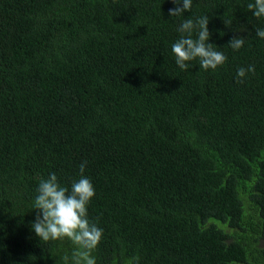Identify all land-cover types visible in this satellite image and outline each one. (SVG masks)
<instances>
[{"label": "trees", "instance_id": "obj_1", "mask_svg": "<svg viewBox=\"0 0 264 264\" xmlns=\"http://www.w3.org/2000/svg\"><path fill=\"white\" fill-rule=\"evenodd\" d=\"M246 4L193 0L227 59L184 71L171 0H0V264H72L30 222L39 180L70 185L84 160L97 264H264V22Z\"/></svg>", "mask_w": 264, "mask_h": 264}, {"label": "clouds", "instance_id": "obj_2", "mask_svg": "<svg viewBox=\"0 0 264 264\" xmlns=\"http://www.w3.org/2000/svg\"><path fill=\"white\" fill-rule=\"evenodd\" d=\"M171 3L174 7L169 10L170 17L180 20L176 29L178 38L171 45L178 68L188 71L199 65L200 69L208 71L221 67L227 57L219 50L221 47L211 42L210 17L199 15L194 18L192 14L185 17L186 12H192L193 0H171ZM246 7L258 23L264 22V0H247ZM255 37L264 40V24L255 27ZM245 41L243 37L233 36L227 46L238 51ZM253 72L254 65L237 68V81L242 83ZM87 163L84 160L79 164L78 178L70 185L61 183L55 172L39 180L34 200L35 216L30 222L31 232L39 242L70 240L74 245L72 264H97L92 252L104 231L89 219L88 207L95 196V187L85 174Z\"/></svg>", "mask_w": 264, "mask_h": 264}, {"label": "rangeland", "instance_id": "obj_3", "mask_svg": "<svg viewBox=\"0 0 264 264\" xmlns=\"http://www.w3.org/2000/svg\"><path fill=\"white\" fill-rule=\"evenodd\" d=\"M41 21H42V20H41ZM42 26H43V23H42V24H41V23H38V24H37V27H38V28H41ZM32 41H33V43L36 42L35 39H33Z\"/></svg>", "mask_w": 264, "mask_h": 264}]
</instances>
